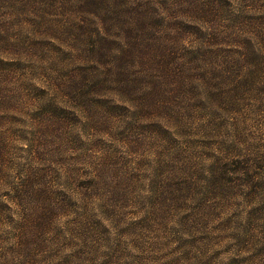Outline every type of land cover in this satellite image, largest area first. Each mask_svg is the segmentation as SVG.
<instances>
[{"label":"rangeland","instance_id":"1","mask_svg":"<svg viewBox=\"0 0 264 264\" xmlns=\"http://www.w3.org/2000/svg\"><path fill=\"white\" fill-rule=\"evenodd\" d=\"M0 264H264V0H0Z\"/></svg>","mask_w":264,"mask_h":264}]
</instances>
